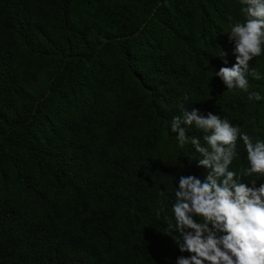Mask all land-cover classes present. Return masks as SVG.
Here are the masks:
<instances>
[{
    "label": "trees",
    "instance_id": "obj_1",
    "mask_svg": "<svg viewBox=\"0 0 264 264\" xmlns=\"http://www.w3.org/2000/svg\"><path fill=\"white\" fill-rule=\"evenodd\" d=\"M241 0H0V264H175L180 175L210 169L170 131L197 108L264 140V51L249 100ZM227 52L228 64L219 58ZM189 136L203 144L194 126ZM230 170L248 167L243 143ZM264 177H243L251 186Z\"/></svg>",
    "mask_w": 264,
    "mask_h": 264
},
{
    "label": "clouds",
    "instance_id": "obj_2",
    "mask_svg": "<svg viewBox=\"0 0 264 264\" xmlns=\"http://www.w3.org/2000/svg\"><path fill=\"white\" fill-rule=\"evenodd\" d=\"M242 22L230 25L228 39L234 42L235 63L221 66L218 76L228 89L249 93V100H261L259 92H249V76L259 80L260 73L250 70L249 62L264 51V0H241ZM228 64L227 52L219 56ZM205 135L204 143L189 136L188 127ZM179 146L191 144L202 159L198 166L210 169L201 180L195 175H180L175 190L172 214L175 224L169 230L180 233L177 247L187 256H178L175 264H264V183L246 184L242 178L264 177V140L241 132L227 119L197 108L185 110L170 124ZM243 143L248 167L230 170L238 156L237 141Z\"/></svg>",
    "mask_w": 264,
    "mask_h": 264
}]
</instances>
